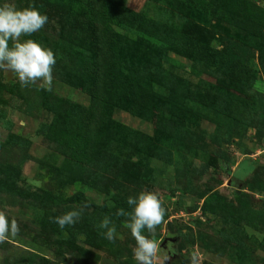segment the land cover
<instances>
[{
    "label": "rangeland",
    "instance_id": "1",
    "mask_svg": "<svg viewBox=\"0 0 264 264\" xmlns=\"http://www.w3.org/2000/svg\"><path fill=\"white\" fill-rule=\"evenodd\" d=\"M3 4L47 15L20 42L56 64L51 85L0 71V180L10 173L25 195L0 190V213L20 229L0 241V264H137L116 212L140 192L165 208L145 233L159 243L153 264H264V0ZM119 77L130 86L117 104ZM95 78L108 92L94 114L102 143L76 165L72 134ZM72 210L74 226L52 222ZM106 216L114 243L98 228Z\"/></svg>",
    "mask_w": 264,
    "mask_h": 264
},
{
    "label": "clouds",
    "instance_id": "2",
    "mask_svg": "<svg viewBox=\"0 0 264 264\" xmlns=\"http://www.w3.org/2000/svg\"><path fill=\"white\" fill-rule=\"evenodd\" d=\"M47 22V15L42 14L36 7L17 9L11 4L0 5V71L13 73L24 86L37 81L51 85L52 70L56 64L53 51L32 39L20 42L21 37H31ZM10 41L14 42L12 46ZM126 203L131 210L118 209L116 216L127 218L124 226L130 231L136 244L134 258L137 264H153L159 251V243L145 233H154L163 221V203L154 192H140L128 197ZM79 219L80 212L72 210L54 217L52 222L64 230L74 226ZM98 228L102 230L103 238L115 242L118 234L110 217H104ZM19 231L15 221H10L0 213V241L15 237Z\"/></svg>",
    "mask_w": 264,
    "mask_h": 264
},
{
    "label": "trees",
    "instance_id": "3",
    "mask_svg": "<svg viewBox=\"0 0 264 264\" xmlns=\"http://www.w3.org/2000/svg\"><path fill=\"white\" fill-rule=\"evenodd\" d=\"M101 56L102 55L99 54L100 59H101ZM85 64L89 65V62H85ZM96 79L98 78H95L94 80L92 79V81H95ZM118 81H119V85H118V95L119 96L116 100L118 101L117 104H119V99L122 97L121 95L126 92L127 86L128 87L130 86L125 80H123L122 77H119ZM103 83L104 82L98 79V84H95L94 82V85L93 86L91 85L92 87L91 86L87 87L86 93L90 97V105L88 109H83L82 107L79 109L81 113L79 116L80 123H81L82 117L83 116L84 117L82 119L81 125H77L75 127L74 132L72 134V141H71V155H72L73 162L76 165L83 164L87 160H89L91 153L94 152L95 148L99 147V145L102 143L101 139L98 138L97 135L103 131V126L100 124L99 118L94 117V114L96 113L98 116L101 117L102 115L101 113L106 112L107 105H105L104 107L103 103L106 101L108 92L105 90ZM117 104L116 106L118 107L119 105ZM100 111L102 112L100 113ZM13 178L14 177H11L10 173L5 174L4 179L0 180V190H2L3 192L13 194V195H16L15 193H17V196L21 195L22 197H25L22 191L16 190L14 186ZM44 196H46L45 199L52 200L56 205L59 204L60 202L59 199L54 198V196L52 195L47 194ZM213 198H218V195L217 194L211 195L210 201ZM206 202H209V201H206ZM125 210L129 211L130 209H125Z\"/></svg>",
    "mask_w": 264,
    "mask_h": 264
}]
</instances>
